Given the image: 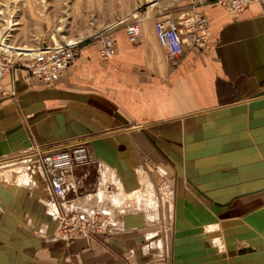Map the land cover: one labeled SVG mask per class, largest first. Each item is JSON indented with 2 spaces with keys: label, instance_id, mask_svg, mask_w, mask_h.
I'll return each instance as SVG.
<instances>
[{
  "label": "rangeland",
  "instance_id": "rangeland-1",
  "mask_svg": "<svg viewBox=\"0 0 264 264\" xmlns=\"http://www.w3.org/2000/svg\"><path fill=\"white\" fill-rule=\"evenodd\" d=\"M254 3L264 5V1ZM207 5L238 14L217 0H0V44L7 45L10 70L23 68L43 41L78 42V51L110 28L115 35L125 33V25L138 19L141 37L152 36L166 61L172 57L157 42L153 21L169 15L187 23ZM0 97L5 101L0 104V140L10 144L0 154L1 213L24 201L22 213L37 214L33 210L39 208L41 221H53L49 239L66 240L111 236L119 230V214L126 221L136 216L145 228L158 232L161 264H264V143L253 137L252 125L234 128L228 126L230 119H223L221 126L213 115L194 121L174 118L153 128L160 135L159 141L150 142L156 158L134 162L139 166L137 179H132L134 190L126 191L120 180L109 179L107 168L89 153V162L67 172L73 185L60 198L47 187L46 174L36 161L37 150L46 149L30 146L27 140L23 143L22 138L34 135L36 126L22 127L26 115L14 91L1 89ZM5 105L18 109L7 118ZM34 112L32 120L37 117ZM164 129L173 131L163 137L169 141L161 140ZM248 129L251 141H247ZM131 145L141 156L147 154L139 142ZM149 169L154 175L146 173ZM121 190L127 198L115 201Z\"/></svg>",
  "mask_w": 264,
  "mask_h": 264
},
{
  "label": "crops",
  "instance_id": "crops-1",
  "mask_svg": "<svg viewBox=\"0 0 264 264\" xmlns=\"http://www.w3.org/2000/svg\"><path fill=\"white\" fill-rule=\"evenodd\" d=\"M201 10L210 26L206 47L184 45L174 59H163L152 36L132 44L117 31L111 58L100 55L101 41L84 44L52 85L42 84L25 68L9 70L0 79V90L16 94L26 115L22 127L36 126L23 143L56 149L84 141L101 168H107L108 178L120 180L126 191L134 190L132 179H137L139 167L134 162L156 158L150 142L159 141L160 135L153 128L174 118L194 121L213 115L218 125L230 119L228 126L234 128L245 123L264 143V5L250 4L236 15L218 5ZM2 108L7 118L18 109ZM33 112L37 117L32 120ZM163 131L161 140L169 141L163 137L173 131ZM250 131L247 141L252 140ZM135 142L147 154L132 148ZM5 143L0 140V154L10 146ZM146 173L154 175L150 169ZM45 182L48 187L46 176ZM124 192L115 201L127 198ZM24 205L18 201L16 209L0 212V264H161L158 232L141 225L140 217L126 221L119 214V230L111 236L49 239L53 221H41L39 208L32 209L37 214L22 213Z\"/></svg>",
  "mask_w": 264,
  "mask_h": 264
},
{
  "label": "built area",
  "instance_id": "built-area-1",
  "mask_svg": "<svg viewBox=\"0 0 264 264\" xmlns=\"http://www.w3.org/2000/svg\"><path fill=\"white\" fill-rule=\"evenodd\" d=\"M217 1L233 13H239L251 3L264 0ZM153 29L159 45L167 50L169 57L176 58L182 54L184 45L200 48L205 45L209 34V22L202 15L195 17L194 20H187V23H182L169 15H162L153 21ZM124 30L129 42L135 43L141 39L142 30L138 19L128 22ZM99 40L102 45L100 55L103 58H111L116 51V36L113 29L100 33ZM77 45L78 42L59 41L58 44L53 42L51 45L43 41L33 49V54L22 63V66L29 71L31 77L42 84L52 85L68 69L76 55ZM9 57L7 45L0 44V79L13 67L9 63ZM35 157L39 169L47 176L49 189L60 198L65 196L67 187L73 185L66 179L67 172L90 160L84 141H74L56 149L37 150ZM59 223L61 228L62 219L60 218Z\"/></svg>",
  "mask_w": 264,
  "mask_h": 264
},
{
  "label": "bare ground",
  "instance_id": "bare-ground-1",
  "mask_svg": "<svg viewBox=\"0 0 264 264\" xmlns=\"http://www.w3.org/2000/svg\"><path fill=\"white\" fill-rule=\"evenodd\" d=\"M252 4H253V3H252ZM15 23H16V22H15ZM15 23H13V24H15ZM13 151H14V150H13ZM27 157H28V156H27ZM25 158H26V157H25ZM13 170H14V168H13ZM13 170H12V172H13ZM14 174H16V173H14ZM208 228H209L210 230H212V229L210 228V226H206V230H207Z\"/></svg>",
  "mask_w": 264,
  "mask_h": 264
}]
</instances>
